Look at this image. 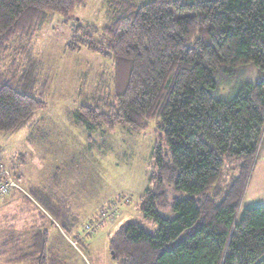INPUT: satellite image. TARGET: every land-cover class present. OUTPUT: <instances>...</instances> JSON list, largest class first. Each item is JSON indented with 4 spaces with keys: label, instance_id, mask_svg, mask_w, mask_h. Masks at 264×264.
<instances>
[{
    "label": "trees",
    "instance_id": "obj_1",
    "mask_svg": "<svg viewBox=\"0 0 264 264\" xmlns=\"http://www.w3.org/2000/svg\"><path fill=\"white\" fill-rule=\"evenodd\" d=\"M86 2L0 0V132L18 130L44 106L22 91L27 76L33 86L28 71L1 72L12 44L27 56L49 13L67 23ZM106 7L112 22L100 30L72 26L66 48L111 61L115 101L79 106L74 122L88 140L98 129L142 133L155 122L160 139L137 204L142 220L108 239L113 263L264 264V206L237 217L264 132V0H108ZM247 66L258 80L230 100L217 98L218 87ZM48 239L37 230L28 257L64 264L48 255Z\"/></svg>",
    "mask_w": 264,
    "mask_h": 264
},
{
    "label": "rangeland",
    "instance_id": "obj_2",
    "mask_svg": "<svg viewBox=\"0 0 264 264\" xmlns=\"http://www.w3.org/2000/svg\"><path fill=\"white\" fill-rule=\"evenodd\" d=\"M107 1L87 0L67 23L49 13L29 54L24 57L12 44L1 64V72L13 68L20 75L23 69L28 71L33 86L27 87V76L22 91L44 106L18 130L0 132L3 177L19 186L0 199V264H34L28 247L40 229L48 232V255L64 264H114L109 237L123 223L142 220L137 204L149 188L153 146L160 142L155 122L142 133L127 126L98 129L88 140L86 130L73 119L81 105L99 106L103 97L115 101L111 61L85 49L66 48L72 26L91 25L100 30L112 22ZM146 1L133 0L136 5ZM257 80L254 66L242 67L234 80L218 87L215 96L230 100L244 84ZM43 203L53 206L62 221ZM258 206H264V132L237 217ZM41 212L49 220L42 221ZM103 212L112 216L103 219ZM163 215L170 216L168 212ZM146 228L153 231L156 227Z\"/></svg>",
    "mask_w": 264,
    "mask_h": 264
},
{
    "label": "built area",
    "instance_id": "obj_3",
    "mask_svg": "<svg viewBox=\"0 0 264 264\" xmlns=\"http://www.w3.org/2000/svg\"><path fill=\"white\" fill-rule=\"evenodd\" d=\"M4 172L5 171L2 169V166L0 165V174L2 175L0 176V199L7 196L12 189L19 188V186H17L16 183L3 177V175L5 174ZM107 214H108L107 212H103L101 217L103 219H107L112 216V213L111 215H107ZM90 230H91L90 227L87 226L86 231L89 232Z\"/></svg>",
    "mask_w": 264,
    "mask_h": 264
},
{
    "label": "crops",
    "instance_id": "obj_4",
    "mask_svg": "<svg viewBox=\"0 0 264 264\" xmlns=\"http://www.w3.org/2000/svg\"><path fill=\"white\" fill-rule=\"evenodd\" d=\"M47 218V217H46ZM47 220H49L48 218H47ZM52 220V219H51ZM47 222V221H46Z\"/></svg>",
    "mask_w": 264,
    "mask_h": 264
}]
</instances>
